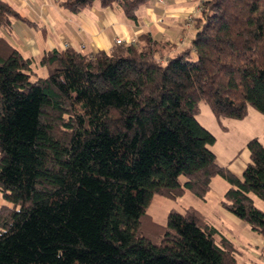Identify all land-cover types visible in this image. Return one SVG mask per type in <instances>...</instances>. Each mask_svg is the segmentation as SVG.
I'll list each match as a JSON object with an SVG mask.
<instances>
[{"label":"trees","instance_id":"16d2710c","mask_svg":"<svg viewBox=\"0 0 264 264\" xmlns=\"http://www.w3.org/2000/svg\"><path fill=\"white\" fill-rule=\"evenodd\" d=\"M151 0H59L72 13L98 3L132 22ZM27 20L0 0V264H237V248L196 208L147 209L157 194L221 206L264 242V143H246L241 177L216 162L217 119L264 114V0H202L183 45L150 33L92 54L66 47L35 60L2 35ZM39 68H44L42 75Z\"/></svg>","mask_w":264,"mask_h":264},{"label":"crops","instance_id":"0c3cea01","mask_svg":"<svg viewBox=\"0 0 264 264\" xmlns=\"http://www.w3.org/2000/svg\"><path fill=\"white\" fill-rule=\"evenodd\" d=\"M5 1L11 4L27 22L15 19L11 23V31L1 30V35L24 57L38 60L48 50H63L66 47L85 54H92L98 50L109 51L117 39L128 43L145 32L150 33L157 40H167L177 45L186 44L192 34L191 28L185 25L186 18L196 14L202 0H151L138 10L136 23L128 20L117 6L103 8L98 3H94L78 13H72L60 6L59 0ZM39 71L42 75L45 72L44 68H39ZM196 118L216 138L211 146L216 162L220 166L227 167L237 177H241L246 164L250 161L246 149L248 140L257 137L264 143V114L249 108L247 116L241 120L227 117L217 119L207 104L200 103ZM216 177L213 178L211 189L205 199L201 200L202 207L198 205L192 207L198 209L234 245L241 244L238 236H234L223 227H218L208 215L223 219L221 224L243 225L242 235L261 250L263 239L255 236L248 225L221 206L220 202L228 187L227 183L224 184L223 189L215 193L214 205L208 204L210 197L208 194L214 193L212 185ZM187 207L189 206L171 207V209L182 212ZM147 212L156 223H166L168 212L164 215L165 218L150 213L149 207Z\"/></svg>","mask_w":264,"mask_h":264},{"label":"rangeland","instance_id":"374dc122","mask_svg":"<svg viewBox=\"0 0 264 264\" xmlns=\"http://www.w3.org/2000/svg\"><path fill=\"white\" fill-rule=\"evenodd\" d=\"M185 25H188L185 22ZM189 28V27H188ZM218 147V146H216ZM216 149V148H215ZM213 150V149H212ZM226 182L225 180H223L221 177H216L212 188L214 193H210L208 194L210 197L208 199V204L210 205H214L215 203V193L219 192L220 189L223 187H225ZM254 202L256 204L257 207H259L263 212H264V202L262 200H260L258 197H256L255 195H252ZM202 199L196 197L195 195H193L190 192H186V195L179 197L177 199H169L166 197H162L159 196L157 194H155L151 200L150 206H149V212L153 213V214H157L160 215L161 218H165V214L171 209V207H186V206H200L202 207L203 205V201H201ZM160 205H159V204ZM1 204H5V200L2 198L1 194H0V205ZM156 212V213H154ZM208 218L213 219V221L216 223V225H218V227H223L224 229H226V231H229L231 234H233L234 236H238V241L241 243L238 246L235 244V247L237 248V250L239 252H236L235 257H236V261L237 264H264V262L261 259V254L262 251L257 248L255 245H253L249 239H246L243 235H242V226L243 225H236L235 223H225V224H221V218H216L214 216H209ZM220 219V220H218ZM225 220V219H224ZM166 222V221H165ZM246 229H248L247 227H245ZM241 232V235H240ZM255 236H259L256 233H254ZM251 243V244H250ZM253 252L254 254H249ZM259 255V258H257V256Z\"/></svg>","mask_w":264,"mask_h":264},{"label":"built area","instance_id":"2783aa9c","mask_svg":"<svg viewBox=\"0 0 264 264\" xmlns=\"http://www.w3.org/2000/svg\"><path fill=\"white\" fill-rule=\"evenodd\" d=\"M189 18H190V16L187 17V19H189ZM116 43H122V40L117 39V40H116ZM261 251H262L261 259H262V261L264 262V244L261 245Z\"/></svg>","mask_w":264,"mask_h":264}]
</instances>
